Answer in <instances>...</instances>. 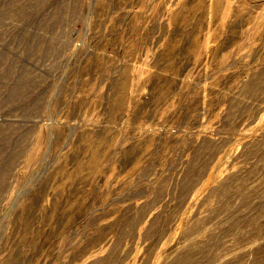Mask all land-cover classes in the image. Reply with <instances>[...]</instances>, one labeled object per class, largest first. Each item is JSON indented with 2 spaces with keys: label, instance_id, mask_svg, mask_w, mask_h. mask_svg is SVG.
Listing matches in <instances>:
<instances>
[{
  "label": "rangeland",
  "instance_id": "obj_1",
  "mask_svg": "<svg viewBox=\"0 0 264 264\" xmlns=\"http://www.w3.org/2000/svg\"><path fill=\"white\" fill-rule=\"evenodd\" d=\"M0 264H264V0H0Z\"/></svg>",
  "mask_w": 264,
  "mask_h": 264
}]
</instances>
